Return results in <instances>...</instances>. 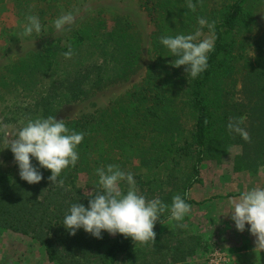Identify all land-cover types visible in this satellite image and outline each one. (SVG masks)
Listing matches in <instances>:
<instances>
[{
    "label": "trees",
    "instance_id": "1",
    "mask_svg": "<svg viewBox=\"0 0 264 264\" xmlns=\"http://www.w3.org/2000/svg\"><path fill=\"white\" fill-rule=\"evenodd\" d=\"M79 1L12 0V6L26 21L29 15L38 17L45 31L60 15V7L73 9ZM139 2L154 24L152 59L145 66L142 30L128 15L114 14L109 23L106 13L98 10L67 33L47 37L38 48L0 68V103L10 100L21 104L17 109L23 117L46 119L55 118L65 104L130 81L144 66L140 81L108 107L65 120L70 130L85 135L76 149L79 160L62 171L57 183L48 180L51 171L39 168L35 158L33 166L43 174L39 183L29 184L19 174L7 179L0 173V230L30 236L56 264H121V258L128 264H188L186 259L196 252L198 237H181V229L159 231L170 212L155 223L156 242L151 250H147L149 243L136 249L130 237L117 233L108 238L103 230L102 238L83 228L70 235L63 226L70 206L88 207L92 196L78 180L83 176L98 184V168L113 164L127 173L138 161L148 170L160 166L171 170L189 158L191 169L178 191L191 205L206 201L189 196V190L202 182V163L207 158L220 161L231 144L243 148L235 169L264 165V32L254 41L252 60L245 63L241 53L264 0H193L195 12L186 7V0ZM200 17L215 21V46L208 53L207 69L192 79L185 66H172L176 57L160 43V37L192 34L200 27ZM201 31L209 33L206 26ZM70 48L73 55L67 59L63 53ZM238 93L244 96L240 100L235 97ZM243 114L241 127L251 142L227 128L231 119Z\"/></svg>",
    "mask_w": 264,
    "mask_h": 264
},
{
    "label": "rangeland",
    "instance_id": "2",
    "mask_svg": "<svg viewBox=\"0 0 264 264\" xmlns=\"http://www.w3.org/2000/svg\"><path fill=\"white\" fill-rule=\"evenodd\" d=\"M217 1L223 2V0ZM98 10H103L106 13L109 23H112V16L117 13L128 15L136 23L144 34L145 56L143 64L144 66L148 64L152 59L150 34L154 30V24L139 0H80L73 9L60 7V15L53 18L48 24L51 29L47 28L39 34H32L27 37L21 36L23 25L27 21L18 15L17 10L12 6V0H0V68L16 61L30 50L38 48L47 37L67 33L80 21L94 15ZM69 12L75 17L74 22L65 26L66 31H57L54 27V21ZM263 32L264 8L260 9L257 14L254 30L248 34L249 40L245 39L247 45L241 51L245 63L248 62L246 59L252 60L256 56V42L254 41H257V37ZM209 35V33H203L201 39ZM244 61L242 62L244 63ZM144 66L130 81L109 86L86 100L61 106L55 115V119H75L108 107L115 99L124 95L135 83L140 81ZM235 97L240 100L244 96L242 93H238ZM11 102L9 100L0 103V125L9 126L8 131L13 133L10 138H15L14 134L24 126L28 118L23 117L18 112L17 107H21V104ZM242 117H246L245 114ZM35 118L36 116L33 119ZM186 124L187 128L191 127L190 122ZM242 151L241 144H231L228 152L222 156L220 161L213 158L205 159L201 166L202 182L195 184L189 190V196L196 201H206L191 204L190 212L183 221L176 222L168 218L158 226L159 231L163 234L181 229V237H198L197 249L203 250L204 254L195 264H203L214 248L253 250L255 247V237L248 230L250 225L246 224L243 232L238 231L230 213L233 210L230 203L232 200H238L245 191L256 187L264 188V165H259L256 169L246 166L240 170L235 169V161L238 155L242 154ZM31 161L33 165L36 163L33 158ZM191 165V160L184 158L179 165L174 166L171 170L164 166L148 170L141 167L138 161L129 168L141 194L149 200L158 197L164 204L170 206L172 198L179 194L178 186L181 184L184 175L190 171ZM0 173L4 174L7 179L19 174V167L14 160V155L8 148V140L2 134H0ZM137 173H141V177L137 176ZM78 185L85 188L90 195H94L96 189H99V184L89 182L88 178L83 176L79 178ZM120 186L124 192L127 191L126 182H121ZM169 212L165 211L160 214V217ZM178 223H182L184 226L179 227L177 226ZM9 233V231L0 230V247L2 245L9 246L7 243L8 236H11ZM107 237L113 238L114 236L107 232ZM144 245L136 244V249L142 248ZM152 246L153 242H149L147 250H151ZM13 251V249L2 250L0 252V264H11V262L13 264L11 261L13 257L10 255ZM14 253L17 255V250ZM262 257L264 258V252ZM120 260L121 264H128L124 258ZM261 260L259 259V261ZM261 262L264 263V259Z\"/></svg>",
    "mask_w": 264,
    "mask_h": 264
},
{
    "label": "clouds",
    "instance_id": "3",
    "mask_svg": "<svg viewBox=\"0 0 264 264\" xmlns=\"http://www.w3.org/2000/svg\"><path fill=\"white\" fill-rule=\"evenodd\" d=\"M186 7L196 11V3L186 0ZM27 23L23 25L21 36L39 34L42 26L38 17L27 16ZM75 17L71 12L63 14L54 21L57 31H66V25H71ZM200 27L192 34H178L160 37V43L166 47L176 59L172 66H185L189 77L195 79L208 67V53L215 46V21L209 23L206 18H198ZM209 29L210 35L201 39L204 27ZM65 58L71 59L73 50L70 48L63 53ZM246 117L233 118L227 124L229 133H236L246 142H251L250 134L244 124ZM7 125H0V134L8 140L14 160L19 167L20 178L29 184L39 183L43 174L39 168L48 169L51 175L48 180L57 183L62 171L69 166L74 167L79 160L77 146L84 139L83 132L70 130L65 120H56L53 116L45 118H28L27 122L14 135L8 131ZM10 138V139H9ZM31 158L38 161L39 168L34 167ZM99 176V190L89 198L88 207L82 203H74L63 219V226L75 235L83 228L96 238H102L101 233L107 231L115 236L122 234L131 238L135 244L156 242L154 232L155 223L160 214L170 211L169 220L181 222L190 212L191 205L185 202L181 195L172 198L171 205L164 204L158 197L147 199L136 187L133 174L124 172L118 165L109 164L106 168L96 169ZM121 182L127 183V191L121 189ZM63 186V180H59ZM231 219L238 231L243 232L245 226L255 237L253 251L259 255L264 251V188L256 187L245 191L238 200H232ZM177 226L183 227L182 223Z\"/></svg>",
    "mask_w": 264,
    "mask_h": 264
},
{
    "label": "crops",
    "instance_id": "4",
    "mask_svg": "<svg viewBox=\"0 0 264 264\" xmlns=\"http://www.w3.org/2000/svg\"><path fill=\"white\" fill-rule=\"evenodd\" d=\"M9 232V234H11V236H8L7 240L9 246L2 245L0 247V252L2 250L9 251L13 249L14 251L11 254L9 253L11 257H13L11 260L13 261V264H56L55 261L49 260L45 247L38 241L24 234L12 231ZM15 250H17V255L14 253ZM226 251L230 254V256L219 260L218 264H264L261 262L264 259L262 257L264 251H261L259 255H257L252 249H227ZM203 254V250L196 249L195 254L189 256L186 259V262L188 264H195L196 262H199ZM259 259L262 260L259 261ZM203 264H208V260L205 259Z\"/></svg>",
    "mask_w": 264,
    "mask_h": 264
},
{
    "label": "built area",
    "instance_id": "5",
    "mask_svg": "<svg viewBox=\"0 0 264 264\" xmlns=\"http://www.w3.org/2000/svg\"><path fill=\"white\" fill-rule=\"evenodd\" d=\"M230 254L227 253L226 250L222 248H214L213 251L208 256V264H218V261L223 259L224 257H229Z\"/></svg>",
    "mask_w": 264,
    "mask_h": 264
}]
</instances>
